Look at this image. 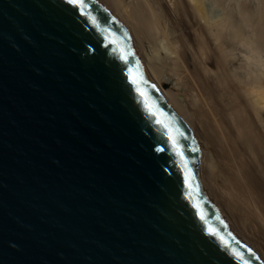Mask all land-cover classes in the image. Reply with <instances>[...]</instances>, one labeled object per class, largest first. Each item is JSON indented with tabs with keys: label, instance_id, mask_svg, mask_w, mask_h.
<instances>
[{
	"label": "water",
	"instance_id": "1",
	"mask_svg": "<svg viewBox=\"0 0 264 264\" xmlns=\"http://www.w3.org/2000/svg\"><path fill=\"white\" fill-rule=\"evenodd\" d=\"M200 160L98 1L0 0V264H264Z\"/></svg>",
	"mask_w": 264,
	"mask_h": 264
},
{
	"label": "bare ground",
	"instance_id": "2",
	"mask_svg": "<svg viewBox=\"0 0 264 264\" xmlns=\"http://www.w3.org/2000/svg\"><path fill=\"white\" fill-rule=\"evenodd\" d=\"M96 1L192 132L209 199L264 261V0Z\"/></svg>",
	"mask_w": 264,
	"mask_h": 264
},
{
	"label": "snow or ice",
	"instance_id": "3",
	"mask_svg": "<svg viewBox=\"0 0 264 264\" xmlns=\"http://www.w3.org/2000/svg\"><path fill=\"white\" fill-rule=\"evenodd\" d=\"M70 2H76L78 3L81 7L85 6V0H70ZM158 123H162V121H158ZM173 143L175 144L176 141L173 139ZM182 154V153H181Z\"/></svg>",
	"mask_w": 264,
	"mask_h": 264
},
{
	"label": "rangeland",
	"instance_id": "4",
	"mask_svg": "<svg viewBox=\"0 0 264 264\" xmlns=\"http://www.w3.org/2000/svg\"><path fill=\"white\" fill-rule=\"evenodd\" d=\"M251 1V4H252V7H254L255 8V6H256V4L255 3H259L258 2V0H250ZM254 2V3H253ZM255 5V6H254ZM264 5V4H263ZM143 68H144V70H145V67H144V65H143ZM145 72H146V70H145Z\"/></svg>",
	"mask_w": 264,
	"mask_h": 264
}]
</instances>
